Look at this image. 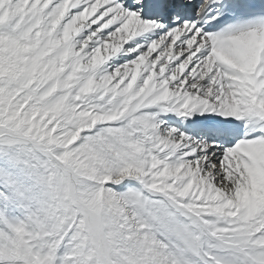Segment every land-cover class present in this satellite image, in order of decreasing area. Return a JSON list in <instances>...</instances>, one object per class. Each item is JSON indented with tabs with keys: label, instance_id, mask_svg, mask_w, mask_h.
I'll use <instances>...</instances> for the list:
<instances>
[{
	"label": "snow or ice",
	"instance_id": "6c2138e0",
	"mask_svg": "<svg viewBox=\"0 0 264 264\" xmlns=\"http://www.w3.org/2000/svg\"><path fill=\"white\" fill-rule=\"evenodd\" d=\"M0 264H264V0H0Z\"/></svg>",
	"mask_w": 264,
	"mask_h": 264
}]
</instances>
